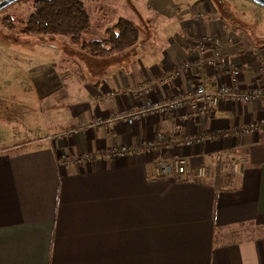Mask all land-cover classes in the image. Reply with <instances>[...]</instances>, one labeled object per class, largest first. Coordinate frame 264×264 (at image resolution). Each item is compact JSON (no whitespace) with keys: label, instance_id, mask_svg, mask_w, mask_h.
<instances>
[{"label":"crops","instance_id":"0c3cea01","mask_svg":"<svg viewBox=\"0 0 264 264\" xmlns=\"http://www.w3.org/2000/svg\"><path fill=\"white\" fill-rule=\"evenodd\" d=\"M196 4L178 12L175 28L153 25L147 40L106 58L64 38L23 40L43 59L30 65L40 107L24 119L25 132L0 143V264H264V100L223 102L210 116L187 122L181 115L189 109L133 125H92L138 104L136 91L146 81L156 84L142 101L198 86L213 90L229 82L232 68L241 70V85L254 83L261 62L246 48L264 54V29H250L247 23L256 24L246 15L242 26L231 25L214 0ZM203 35L213 38L207 49L191 46ZM183 64L189 67L176 80L157 83ZM255 123L258 130L242 133ZM226 130L204 145L175 146L184 136ZM59 132L69 134L55 144L46 140ZM144 140L156 144L150 153L100 156ZM226 151L246 160L239 172H222ZM175 156L186 158L187 175L160 176L156 160ZM202 167L210 169L206 178L198 177Z\"/></svg>","mask_w":264,"mask_h":264},{"label":"rangeland","instance_id":"374dc122","mask_svg":"<svg viewBox=\"0 0 264 264\" xmlns=\"http://www.w3.org/2000/svg\"><path fill=\"white\" fill-rule=\"evenodd\" d=\"M199 1L201 0H84L85 8L90 15L91 24L83 36V41L104 40L106 31L114 27L121 18L132 21L140 30V38L147 40L151 34V31H149L151 26L161 24L166 30L175 28L177 14H180L178 12L195 8L196 3ZM214 6L223 14L224 19L233 26H242L241 17L246 15L250 22L256 24L247 23L250 29L255 27L259 30L264 29V17L257 12L260 9L264 14V8L251 0H214ZM33 11L32 3L20 1L0 11L1 145H3L2 141L13 142L15 140L7 138L14 131L16 133L25 132L26 130L22 127L26 120L25 118L32 115L29 113L31 110L37 112V107H40L38 98L34 95L35 91L30 90L34 89L31 81V77L34 76L31 74L30 65L32 68L38 67L43 62V59L39 57V51L36 52L29 49L30 47L26 46L27 41L23 42V40H28L29 38L45 39L53 36H28L21 33L24 24L29 20ZM203 14L200 11V15ZM8 16L14 21V31H10L2 25V19ZM59 38H64L70 43L67 37ZM9 40L14 44H8ZM79 49L81 50V48ZM53 55L55 53H49V56ZM107 93L105 94L106 98L114 95L112 92ZM99 101L103 102V99L100 98ZM135 106H131L128 110ZM109 115L96 118L92 125L105 127V125L100 124V120H104ZM31 122L34 127L35 122L33 119ZM68 134L69 132L49 133L46 140L55 144L58 140L66 139L67 136L66 138L64 136ZM2 137H4L3 140ZM31 143L35 144L37 142L32 141Z\"/></svg>","mask_w":264,"mask_h":264},{"label":"built area","instance_id":"2783aa9c","mask_svg":"<svg viewBox=\"0 0 264 264\" xmlns=\"http://www.w3.org/2000/svg\"><path fill=\"white\" fill-rule=\"evenodd\" d=\"M200 20L203 15H198ZM191 46H195L200 50L207 49L213 41L210 36H200L193 40ZM247 52L251 56L260 60L261 67L259 74L253 84L249 86H243L240 84L241 70L232 68L229 70L230 80L227 83H220L215 89L210 90L204 86H198L193 92L188 94L178 93L176 96L167 100L154 101L141 99L149 95L153 91L154 84L156 82L146 81L136 91V99L140 100L135 107L131 110H123L110 114L104 120H100V124L105 125L106 128H110L118 123L133 125L141 120H144L154 115H167L168 113L182 112L185 109H189L190 113L182 114L181 119L185 122L191 118L198 119L202 117L210 116L214 109L223 102H230L245 105L252 101L264 100V54L260 49L255 46H248ZM189 67V64H183L178 66L172 74L167 75L165 78L159 79L157 83L163 85L169 81L176 80L181 70ZM193 67V66H192ZM198 75L202 73L204 69L203 63L199 62L195 65ZM224 75L223 71L220 75ZM259 124H251L244 127L242 133H250L258 130ZM229 131H219L213 136L210 134H203L199 136H184L176 139L175 146L177 147H193L197 145H204L210 141L213 137L220 138L227 134ZM65 135L64 137H66ZM156 147L154 141L144 140L138 142L135 145L114 146L107 148L100 152V156L105 159L125 158L128 156H137L143 153H150ZM221 170L223 173H237L239 172V166L241 161L245 159L237 160L231 151L223 152L220 155ZM155 170L160 176H174L176 179H181L188 173V162L186 158L181 156H175L171 159H158L155 162ZM210 175V169L202 167L198 171V177L206 178Z\"/></svg>","mask_w":264,"mask_h":264},{"label":"trees","instance_id":"16d2710c","mask_svg":"<svg viewBox=\"0 0 264 264\" xmlns=\"http://www.w3.org/2000/svg\"><path fill=\"white\" fill-rule=\"evenodd\" d=\"M32 3L33 13L24 24L22 34L28 36L67 37L71 45L81 48L94 58H106L133 48L140 40L139 28L130 20L121 18L108 29L102 41L84 42L91 24L84 0H21ZM2 25L10 31L15 30L11 17L2 19ZM159 135H156L157 141ZM165 141V140H164Z\"/></svg>","mask_w":264,"mask_h":264},{"label":"water","instance_id":"95a60500","mask_svg":"<svg viewBox=\"0 0 264 264\" xmlns=\"http://www.w3.org/2000/svg\"><path fill=\"white\" fill-rule=\"evenodd\" d=\"M19 1H21V0H2V1H0V11L5 9L6 7L16 3V2H19ZM251 1H253L257 5L264 8V0H251Z\"/></svg>","mask_w":264,"mask_h":264}]
</instances>
